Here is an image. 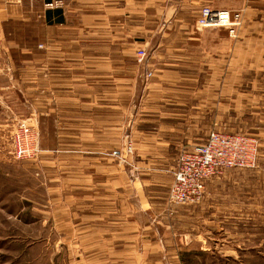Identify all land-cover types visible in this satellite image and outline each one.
I'll list each match as a JSON object with an SVG mask.
<instances>
[{
	"label": "crops",
	"instance_id": "obj_1",
	"mask_svg": "<svg viewBox=\"0 0 264 264\" xmlns=\"http://www.w3.org/2000/svg\"><path fill=\"white\" fill-rule=\"evenodd\" d=\"M62 1V8L47 10L46 0H0V48L10 46L12 21L34 17L65 34L79 35L81 28L86 41L82 49L93 47L97 53L70 55V45L78 41L40 42L43 48L33 59L32 78L11 77L12 84L33 82L41 93L50 91L59 105L65 102V120L76 132L68 158L84 183L91 172L106 177L108 161L118 160L107 152V137L117 139L122 131L124 98L141 97L126 112L135 147L128 160L133 157L138 169L147 171V184H141L139 199L132 202L84 201L83 232L90 241L121 240L124 230L162 239L169 228L165 220L172 183L164 165L178 159L170 147L191 145L196 140L191 130L200 127L204 112H212V101L223 98L226 103L221 105L228 108L236 96V83L249 85L251 67L264 64V36L253 35L264 31H256L257 23H250L251 15L260 12L252 2L260 0ZM205 6L239 12L241 25L233 34L228 28L200 29L196 23ZM72 17L81 18V26L71 25ZM142 49L149 54L145 67L137 62V51ZM146 73L153 76L146 78ZM48 81L51 90L44 88ZM73 209L70 219L79 218V207ZM111 251L116 255L115 249Z\"/></svg>",
	"mask_w": 264,
	"mask_h": 264
},
{
	"label": "rangeland",
	"instance_id": "obj_2",
	"mask_svg": "<svg viewBox=\"0 0 264 264\" xmlns=\"http://www.w3.org/2000/svg\"><path fill=\"white\" fill-rule=\"evenodd\" d=\"M252 3L260 12L251 15L250 23H257L256 31H264V0ZM69 23L82 24L79 17L70 18ZM9 27L10 46L0 48V264H119V260L122 264H264V64L251 67L249 85L245 82L243 88L236 83V96L228 108L222 107L226 103L223 98L212 101V112H204L200 127L191 130L196 138L191 145L178 150L170 147V152L179 155L187 147L202 143L212 130L248 134L260 140L258 166L229 170L208 183L199 204L171 208L165 220L168 232L161 235L162 239L124 230L121 240L90 241L83 232L82 203L116 198L135 201L141 184H147V171L138 169L133 157L127 162L117 158L108 161L106 177L91 172L83 182L82 173L68 158L76 132L65 120V102L59 105L50 91L41 93L33 82L13 85L11 77L27 74L32 78L40 42L78 41L70 45L72 56L97 52L93 47L82 49L86 41L81 28L79 35L65 34L47 28L34 17L12 21ZM253 35L264 36V32ZM28 59L31 63L26 62ZM51 85L48 81L44 88L51 90ZM140 100L124 98L122 131L117 139L107 137L108 154L122 150L128 142L134 147L129 133L131 116L126 112ZM21 121L36 124L39 130L41 152L37 162H18L9 154L11 135ZM176 164L175 158L164 165L172 182ZM84 185L88 189H83ZM74 206L79 207L80 217L70 219ZM110 249H115L116 255Z\"/></svg>",
	"mask_w": 264,
	"mask_h": 264
},
{
	"label": "built area",
	"instance_id": "obj_3",
	"mask_svg": "<svg viewBox=\"0 0 264 264\" xmlns=\"http://www.w3.org/2000/svg\"><path fill=\"white\" fill-rule=\"evenodd\" d=\"M46 1L44 7L47 10L64 6L62 0ZM241 21L239 12L205 6L196 25L200 29L228 28L233 34L235 28L241 25ZM39 47L43 48L42 45ZM148 58L146 50L137 51V62L140 66L145 67ZM152 76V73H146V78ZM132 146V142H128L122 150L114 151L112 155L122 162H127L134 153ZM40 152V133L36 124L19 122L9 142V154L12 159L18 162H37ZM260 153V140L254 136L212 130L202 143L189 146L178 155L174 179L167 198L170 210L177 206L199 204L206 193L208 183L220 178L229 170L255 169L260 161Z\"/></svg>",
	"mask_w": 264,
	"mask_h": 264
},
{
	"label": "trees",
	"instance_id": "obj_4",
	"mask_svg": "<svg viewBox=\"0 0 264 264\" xmlns=\"http://www.w3.org/2000/svg\"><path fill=\"white\" fill-rule=\"evenodd\" d=\"M198 144V143H197Z\"/></svg>",
	"mask_w": 264,
	"mask_h": 264
}]
</instances>
